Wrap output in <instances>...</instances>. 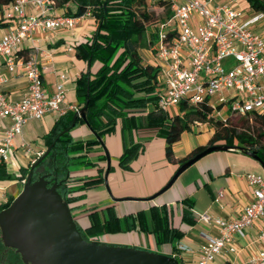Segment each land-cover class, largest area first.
<instances>
[{
  "label": "crops",
  "instance_id": "obj_1",
  "mask_svg": "<svg viewBox=\"0 0 264 264\" xmlns=\"http://www.w3.org/2000/svg\"><path fill=\"white\" fill-rule=\"evenodd\" d=\"M227 1L237 5L236 0H215L216 3ZM55 6L57 14L74 15L77 9L76 2L72 0L61 6L55 3ZM241 7H247V4ZM11 25L12 22H9L7 26L1 27L0 36L7 32ZM96 25V18H85L78 22L72 30L57 29L45 34L37 31L30 39L25 40L19 49L28 51L30 54L34 47H39L52 53L48 68L42 72L43 89L52 93L58 74L66 73L68 80L65 82L63 107L66 104L80 106L75 82L80 74L88 69V63L77 56L75 46L89 39ZM18 54L25 56L23 52H18ZM139 54L142 64H151L149 49L141 48ZM0 64H3L2 58H0ZM94 68L95 65L91 70ZM26 90L27 78L21 67H17L13 73L5 71L4 81L0 83V91L9 100L22 98ZM175 109L178 108L171 107V115L177 113ZM150 112H152V104L148 103L144 111L135 114L136 121L144 123L145 117ZM60 115L57 112H50L40 119H29L24 124L22 133L14 139L9 160L5 163L8 172L18 175L20 167L34 163L42 155L45 151L44 136ZM9 125L10 120L0 116V136ZM82 126H86L85 131ZM214 130L211 123L194 124L193 122L192 129L182 132L180 139L173 144L174 158L181 159L187 156L197 146H208ZM71 136L74 140H96L85 156L90 163L95 164L75 167L71 171L73 180L70 185L79 187L84 180L95 176L97 170L101 169L102 181L82 191L84 193L82 202L85 203V208L96 207L99 214H106V207H111L116 216L120 218L126 216L135 224L130 231L100 234L98 239L105 243L176 255L180 264H193L196 260L202 241V232L210 234L218 232L216 227H208L197 222L193 211H207L221 217H237L241 208L252 198L251 188L243 177L244 173H264L262 165L244 152L218 150L204 155L191 164L175 178L168 188L161 191L175 172L174 165L165 157V140L158 131L145 125L131 130L121 129L120 124H117L112 133L98 139L85 122L79 121L72 128ZM22 141L27 142L31 151H26L21 144ZM115 143L120 152L116 158H114ZM131 145H137L136 153L126 166H122L119 163L120 156L124 148ZM24 181L25 178L2 181L0 183V203L5 202L9 197H16ZM183 199H188L192 205L188 209L194 216L193 223H187L182 219ZM162 205L167 206L171 226L178 228L182 236L180 238L173 236L164 243H157L152 233L139 230L136 213L140 210L147 211L151 206L160 207ZM88 212L89 210H84L76 216V221L81 228L88 224ZM263 225L264 220L259 219L247 228L244 236L235 239L238 251L236 253L221 252L215 257L213 264H240L256 253L261 246L257 241V234ZM178 240L190 245L193 251L178 253L175 250Z\"/></svg>",
  "mask_w": 264,
  "mask_h": 264
},
{
  "label": "built area",
  "instance_id": "obj_2",
  "mask_svg": "<svg viewBox=\"0 0 264 264\" xmlns=\"http://www.w3.org/2000/svg\"><path fill=\"white\" fill-rule=\"evenodd\" d=\"M147 6L156 14L164 12L165 7L170 11V16L158 24L157 38L149 48L151 63L158 67L156 111L177 107L184 101L188 106L210 108L205 111L207 118L194 120V124L210 123L208 118H212L223 125L236 115L264 113L263 12L215 0H147ZM0 18L12 22L0 36V83L5 71L13 73L17 67L27 78L26 94L18 100H9L0 91V116L10 120L0 136V163H6L14 139L29 119L80 109L74 104L63 107L66 73L58 74L52 93L44 91L42 72L52 57L49 50L34 47L32 53L22 56L19 49L37 31L45 34L57 29L72 30L78 22L95 16L90 6L80 15L57 14L54 0H13L0 11ZM21 144L31 151L27 142ZM243 177L252 198L237 217L193 211L197 222L218 230L217 234L201 233L193 264H213L223 251L236 253V237L244 236L245 230L259 219L264 220V173L246 172ZM257 241L259 250L240 264H264V225ZM175 250L193 251L182 240L176 242Z\"/></svg>",
  "mask_w": 264,
  "mask_h": 264
},
{
  "label": "trees",
  "instance_id": "obj_3",
  "mask_svg": "<svg viewBox=\"0 0 264 264\" xmlns=\"http://www.w3.org/2000/svg\"><path fill=\"white\" fill-rule=\"evenodd\" d=\"M13 0H0V11L8 7ZM70 0H55L61 6ZM77 4L74 15L82 14L87 6L91 7L97 25L91 37L77 44L76 54L88 63V69L76 79V94L79 98V107L86 106L85 121L77 117L74 126L86 122L87 126L98 139L112 133L117 124L121 129L131 130L145 125L154 129L164 137L165 157L179 166L204 149L206 146H197L187 156L175 159L172 146L180 139L181 133L192 129L194 120H205L207 106L192 107L182 101L178 110L182 114L166 115L165 112H156L158 67L154 64H142L139 49H149L157 38L158 24L170 16L165 7L164 12L156 14L148 9L147 0H72ZM247 8L253 12L264 13V0H245ZM68 14V13H66ZM158 15V16H156ZM10 21L0 18V28L7 26ZM25 56L28 51L19 50ZM95 65L94 70L91 68ZM148 103L152 104V112L145 117L144 123L136 121L135 114L145 110ZM155 109V110H154ZM74 111H66L59 116L44 136V157H39L34 163L20 167L19 174L8 172L6 164L0 163V183L13 179L26 178L32 171L31 182L43 177L45 184L51 187L56 184V190L62 201L71 211L89 210L88 224L80 231L83 239L91 241L100 234L127 232L134 228L128 217L122 218L106 207V214H99L96 207L84 208V193L102 181L100 172L83 181L79 187H72V169L90 163L85 158L96 140H74L71 136V126ZM252 117L255 126L247 125V129L240 130L232 125H223L218 119L208 118L214 126V133L209 141L212 144H228L241 146L244 149L255 151L264 164V113H246L241 115L242 120ZM232 118V117H231ZM229 119V121L231 120ZM137 145L125 147L119 163L126 166L135 155ZM13 201L9 197L0 203V211L8 207ZM182 219L187 223L194 222V216L188 209L192 205L188 199L182 200ZM138 228L142 232L152 233L157 243H164L171 237L180 238L182 232L170 224L169 211L166 205L151 206L147 211L136 213ZM78 227V226H77ZM100 244H104L98 242ZM115 245V244H111ZM179 261V260H178ZM0 264H29L24 262L19 252L5 245L1 238L0 229Z\"/></svg>",
  "mask_w": 264,
  "mask_h": 264
},
{
  "label": "water",
  "instance_id": "obj_4",
  "mask_svg": "<svg viewBox=\"0 0 264 264\" xmlns=\"http://www.w3.org/2000/svg\"><path fill=\"white\" fill-rule=\"evenodd\" d=\"M85 110L86 106H83L74 112L71 126H74L77 117L85 121ZM218 150L242 151L257 160L264 169V164L255 151L237 145L212 144L182 163L161 191L168 188L191 164L204 155ZM47 151L45 150L41 157H44ZM31 176L30 170L19 194L8 207L0 211L2 241L5 245L15 248L24 262L29 264H180L173 255L132 246L100 244L83 239L69 207L56 190V184L48 187L43 177L32 183Z\"/></svg>",
  "mask_w": 264,
  "mask_h": 264
},
{
  "label": "rangeland",
  "instance_id": "obj_5",
  "mask_svg": "<svg viewBox=\"0 0 264 264\" xmlns=\"http://www.w3.org/2000/svg\"><path fill=\"white\" fill-rule=\"evenodd\" d=\"M236 3H237V5H239L240 7L241 6H245L246 5V3H245V0H236ZM246 11H248V9L245 7L244 8ZM156 16H158V15H156ZM262 30V29H261ZM263 30H264V28H263ZM228 92L229 91H226L225 92V95H227L228 94ZM212 101L213 102H215L216 101V98L215 97H213L212 98ZM170 109L171 108H169V109H166L165 111H161V112H165V114L166 115H170L171 116V113H172V111H170ZM173 110H174V108H172ZM175 111L178 113V114H182V112L181 111H179L178 109L176 110L175 109ZM197 121H201V120H197ZM228 125H232V126H234V127H236L237 129H242V130H245V129H247V125H249L250 126V129H251V127L254 125L255 126V121H254V119L252 118V117H250V118H248L247 120H242V118H241V115H236V116H233L232 118H231V120L228 122ZM82 129L85 131L86 130V126H82ZM114 148H115V155H114V158H116V156L120 153L119 152V147H118V145H117V143H115V146H114ZM172 164L174 165V172L177 170V168H178V165H177V163L175 162H172ZM173 176V175H172ZM107 188V187H106ZM108 189V188H107ZM77 222V221H76ZM78 223V222H77Z\"/></svg>",
  "mask_w": 264,
  "mask_h": 264
},
{
  "label": "flooded vegetation",
  "instance_id": "obj_6",
  "mask_svg": "<svg viewBox=\"0 0 264 264\" xmlns=\"http://www.w3.org/2000/svg\"><path fill=\"white\" fill-rule=\"evenodd\" d=\"M15 198V197H14ZM13 198V199H14ZM83 207L85 208V204L83 205ZM70 212H71V215H72V217H73V220H74V222H75V224H76V226H78L77 227V229L79 228L80 230H83L84 228H81L80 227V225L76 222V216H77V214H79L80 212H82V211H77V210H73V211H71L70 210ZM89 213V212H88ZM88 218V217H87ZM80 232V231H79ZM90 240L91 241H95V242H101V243H104V244H110V243H105V242H103V241H101L100 239H98V236L97 237H95V238H90ZM116 245V244H115ZM28 263V262H27Z\"/></svg>",
  "mask_w": 264,
  "mask_h": 264
}]
</instances>
